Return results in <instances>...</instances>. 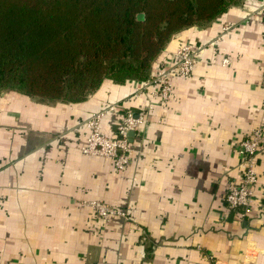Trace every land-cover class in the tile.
<instances>
[{"label":"crops","instance_id":"obj_1","mask_svg":"<svg viewBox=\"0 0 264 264\" xmlns=\"http://www.w3.org/2000/svg\"><path fill=\"white\" fill-rule=\"evenodd\" d=\"M183 45L190 76L175 70ZM263 66L264 0H239L155 57L167 98L138 80L104 79L76 102L0 92V264H264V144L250 206L224 202L240 142L264 129ZM100 110L108 137L126 110L142 116L124 169L81 152ZM95 200L124 215L98 217Z\"/></svg>","mask_w":264,"mask_h":264},{"label":"trees","instance_id":"obj_2","mask_svg":"<svg viewBox=\"0 0 264 264\" xmlns=\"http://www.w3.org/2000/svg\"><path fill=\"white\" fill-rule=\"evenodd\" d=\"M238 1L0 0V92L76 102L104 79L145 82L174 33Z\"/></svg>","mask_w":264,"mask_h":264},{"label":"built area","instance_id":"obj_3","mask_svg":"<svg viewBox=\"0 0 264 264\" xmlns=\"http://www.w3.org/2000/svg\"><path fill=\"white\" fill-rule=\"evenodd\" d=\"M224 29H228L227 26ZM195 50L189 45L181 46L177 52L175 70L181 76H190L194 69ZM264 82V66H263ZM157 85V93L162 98L170 94L171 84L166 72H160L144 82V85ZM114 109V106L109 107ZM105 110L93 113L86 122L89 134L85 143L81 146V152L86 155L110 158L116 169H124L129 163L131 148L129 132L135 130L142 121L140 114L136 115L131 110H126L116 129L115 137H108L100 130V121ZM264 144V129L255 128L239 144L238 153L243 157L244 169L240 181H232L228 184L224 202L228 209L244 211L250 206L253 199V189L257 181L254 169L255 158L260 145ZM95 214L101 218H107L112 214L124 215L101 201H90ZM209 264H216L211 262Z\"/></svg>","mask_w":264,"mask_h":264},{"label":"water","instance_id":"obj_4","mask_svg":"<svg viewBox=\"0 0 264 264\" xmlns=\"http://www.w3.org/2000/svg\"><path fill=\"white\" fill-rule=\"evenodd\" d=\"M134 133H135L134 130H132V131L129 132L130 141H131L132 137L134 136Z\"/></svg>","mask_w":264,"mask_h":264}]
</instances>
